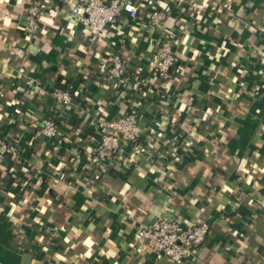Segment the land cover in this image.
Segmentation results:
<instances>
[{"label": "crops", "instance_id": "1", "mask_svg": "<svg viewBox=\"0 0 264 264\" xmlns=\"http://www.w3.org/2000/svg\"><path fill=\"white\" fill-rule=\"evenodd\" d=\"M32 1L0 0V135L18 146L0 159V264H177L137 243L161 216L210 224L184 264H264V0H132L139 17L95 38L67 17L75 0H43L30 33ZM154 7L178 30L168 79L153 70ZM107 52L127 61L120 86L103 78ZM132 110L145 150L123 144L101 171L99 119Z\"/></svg>", "mask_w": 264, "mask_h": 264}, {"label": "built area", "instance_id": "2", "mask_svg": "<svg viewBox=\"0 0 264 264\" xmlns=\"http://www.w3.org/2000/svg\"><path fill=\"white\" fill-rule=\"evenodd\" d=\"M68 0H66L67 2ZM43 0H33L27 7L25 28L34 34L38 31L39 16ZM68 3V2H67ZM67 17L76 25L89 29L93 37L108 34L118 28L120 16L126 12L131 19L139 16V6L132 0H75L68 3ZM167 11L148 8L147 21L160 32L154 47V74L160 79L171 77L173 67L178 62V30L167 27ZM103 78L118 86L122 85L127 72V61L116 52H107L103 56ZM52 96L59 106L71 103L72 95L62 87H55ZM41 131L49 136H59L62 131L53 117L41 122ZM101 138L93 148L90 162L101 171L114 166L120 159L123 144H132L136 152L145 150L138 141L142 137L140 115L136 110L124 111L110 120L99 119ZM10 154L18 156V146L8 142L0 135V159ZM210 224L206 220L183 223L181 220L161 216L152 223H140L136 226V240L140 249L165 257L170 262L184 264L193 259L200 246L206 241Z\"/></svg>", "mask_w": 264, "mask_h": 264}, {"label": "water", "instance_id": "3", "mask_svg": "<svg viewBox=\"0 0 264 264\" xmlns=\"http://www.w3.org/2000/svg\"><path fill=\"white\" fill-rule=\"evenodd\" d=\"M29 258V257H28Z\"/></svg>", "mask_w": 264, "mask_h": 264}]
</instances>
